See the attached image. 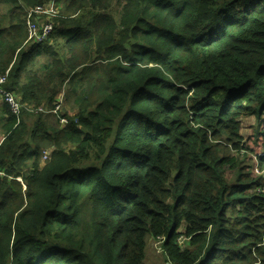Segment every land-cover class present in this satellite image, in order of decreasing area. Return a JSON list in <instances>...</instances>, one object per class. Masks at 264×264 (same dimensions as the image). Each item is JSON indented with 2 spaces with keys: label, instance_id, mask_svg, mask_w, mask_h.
<instances>
[{
  "label": "trees",
  "instance_id": "1",
  "mask_svg": "<svg viewBox=\"0 0 264 264\" xmlns=\"http://www.w3.org/2000/svg\"><path fill=\"white\" fill-rule=\"evenodd\" d=\"M8 71L0 264H264V0H0Z\"/></svg>",
  "mask_w": 264,
  "mask_h": 264
},
{
  "label": "built area",
  "instance_id": "2",
  "mask_svg": "<svg viewBox=\"0 0 264 264\" xmlns=\"http://www.w3.org/2000/svg\"><path fill=\"white\" fill-rule=\"evenodd\" d=\"M35 13L39 16V14H44L48 15L50 18V15H57L58 11L54 8V6L51 7V9L46 10L43 7H39L36 9ZM42 17V16H39ZM54 32V25L52 23H46L44 25V27L41 28V30L33 25L32 22L29 23V37H28V42H35V43H44V41L49 38L50 35H52V33ZM8 77H9V71L7 72L6 75L0 76V95L3 96L6 100V102L9 104L10 109L12 111V113H14L16 116H20L22 113V107L23 105L21 104V102L19 100H16V98L14 97V95H12V93L8 92L4 86L6 85V83L8 82ZM64 104V98L63 96H59L57 97V103H56V107L53 111V113L59 114V112L62 110ZM45 110L43 109H37L34 110V113H44ZM61 124L64 126L67 124V118H63L61 120ZM55 149V147H52L51 153L52 151ZM51 153L48 155L47 152H44V157H43V161H46L49 159ZM46 158V159H45ZM256 172L258 175H262L264 178V173H261L258 169H256ZM1 176H3V174L0 173ZM262 184L264 185V179ZM258 192H263L262 189H259ZM161 243H163L164 239L161 238L160 239Z\"/></svg>",
  "mask_w": 264,
  "mask_h": 264
},
{
  "label": "rangeland",
  "instance_id": "3",
  "mask_svg": "<svg viewBox=\"0 0 264 264\" xmlns=\"http://www.w3.org/2000/svg\"><path fill=\"white\" fill-rule=\"evenodd\" d=\"M39 16H44V14H39ZM2 104V102L0 101V105ZM1 111V110H0ZM63 113H70L72 114V110L69 107V105L66 104V107L63 110ZM251 118H255L254 116H251ZM5 123L4 118L1 116V112H0V142L2 140V138L4 137V132H3V125ZM256 125V118H255V122L254 120H249L247 122H244L242 124V136L247 139L249 138L254 131V127ZM46 146H48V144H46ZM51 145L49 147H47L44 151L47 152V154L49 155L51 153ZM264 151V146L261 149V152ZM246 155L245 152L240 154V158L239 160H243L246 159L247 157H250V155L248 156H244ZM44 157V156H43ZM46 159V158H45ZM162 244L160 241L159 242H154L153 240H150V243L147 246V250H146V254H147V264H166V257H165V253H164V249L162 248Z\"/></svg>",
  "mask_w": 264,
  "mask_h": 264
},
{
  "label": "crops",
  "instance_id": "4",
  "mask_svg": "<svg viewBox=\"0 0 264 264\" xmlns=\"http://www.w3.org/2000/svg\"><path fill=\"white\" fill-rule=\"evenodd\" d=\"M249 120H254V122H255V118L252 119L251 117H245V118L242 119V124H243L244 122L249 121Z\"/></svg>",
  "mask_w": 264,
  "mask_h": 264
},
{
  "label": "clouds",
  "instance_id": "5",
  "mask_svg": "<svg viewBox=\"0 0 264 264\" xmlns=\"http://www.w3.org/2000/svg\"><path fill=\"white\" fill-rule=\"evenodd\" d=\"M256 169H258L257 166L255 167V173H256V175L262 177V180H263V179H264L263 176H262V175H258L257 172H256ZM258 170H259V169H258ZM259 171H260V170H259ZM260 172H261V171H260ZM261 173H264V172H261ZM0 176H1V175H0ZM3 176H4V175H3ZM258 190H259V189H257V191H258Z\"/></svg>",
  "mask_w": 264,
  "mask_h": 264
},
{
  "label": "water",
  "instance_id": "6",
  "mask_svg": "<svg viewBox=\"0 0 264 264\" xmlns=\"http://www.w3.org/2000/svg\"><path fill=\"white\" fill-rule=\"evenodd\" d=\"M61 95L63 96V94H60L59 96H61ZM59 96H58V97H59ZM63 98H64V96H63ZM64 104H65V103H64ZM47 112H48V111H45L44 113H47ZM36 114H38V113H36ZM67 123H68V119H67Z\"/></svg>",
  "mask_w": 264,
  "mask_h": 264
}]
</instances>
